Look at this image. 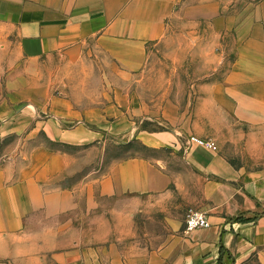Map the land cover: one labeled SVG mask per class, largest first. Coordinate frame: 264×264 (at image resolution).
Listing matches in <instances>:
<instances>
[{"label":"crops","instance_id":"0c3cea01","mask_svg":"<svg viewBox=\"0 0 264 264\" xmlns=\"http://www.w3.org/2000/svg\"><path fill=\"white\" fill-rule=\"evenodd\" d=\"M181 3L0 0V52L15 64L56 59L62 68L54 78L31 76L30 83L47 85L37 98L30 86V103L0 107V137L43 132L55 143L97 146L111 136L160 153L83 173L72 170L74 154L39 146L21 164L0 168V257L16 264H264V0L241 13L214 8L213 27L235 43L228 70L182 100L165 92L155 108L134 82L145 79L149 48L169 42ZM210 57L211 68L223 62L219 53ZM99 66L100 74L89 73ZM147 119L166 127L149 131L141 127ZM192 135L214 139L218 150L192 144ZM228 142L241 158L227 152ZM190 209L206 213L211 226L186 230Z\"/></svg>","mask_w":264,"mask_h":264},{"label":"rangeland","instance_id":"374dc122","mask_svg":"<svg viewBox=\"0 0 264 264\" xmlns=\"http://www.w3.org/2000/svg\"><path fill=\"white\" fill-rule=\"evenodd\" d=\"M182 1L181 6H185L183 14L175 24L174 19L170 24L169 42L149 48L148 66L143 74L145 79L138 82L136 77L134 82L135 87L137 83L139 84L140 94L155 108H159L167 96L165 92L171 99L175 97L182 100L185 92H196L198 85L222 79L233 59L235 43L232 33L223 32L220 35L221 30H218L220 26L213 27L212 16L216 12L214 8L219 6L220 12L216 13L220 14L241 13L259 0H190V3ZM1 47L2 44L0 49ZM223 51L224 54L221 55ZM5 53V51L0 52V107L8 105L11 108L14 106L21 108L27 104L28 99L30 103L28 98L31 97L30 86L32 84L35 86L36 97L38 90L40 91L43 85H47L43 79L30 83L31 76L51 75L54 78L62 72L60 62L56 59L51 64L45 62V64L29 65L24 61L15 64V61H11L10 56ZM211 53L213 55L219 53L223 56L222 64L216 69L210 67ZM99 68L100 66L95 67V70L89 73L100 74ZM76 73L82 72L76 71ZM12 76H21V79L8 83ZM22 78H28L29 82L23 81ZM96 85L97 83L94 82L91 89L96 90ZM51 86L52 92L57 93L59 83L52 82ZM141 127L149 131H159L166 125L147 119L141 123ZM192 136L215 142L212 138ZM127 140V138L105 136L97 146H72L52 142L43 132H39L34 138H27L26 135L0 137V168L9 164H21L28 159L31 151L39 146L54 152L74 154L76 159L72 164V170L83 173L91 170L101 173L110 163L130 156H142L150 160L160 156V153L144 147L136 140L129 142ZM225 145L224 148L231 156L241 158L236 152L237 149L229 146V142ZM262 156L264 158V153ZM0 264H16V262L10 258L0 257Z\"/></svg>","mask_w":264,"mask_h":264},{"label":"built area","instance_id":"2783aa9c","mask_svg":"<svg viewBox=\"0 0 264 264\" xmlns=\"http://www.w3.org/2000/svg\"><path fill=\"white\" fill-rule=\"evenodd\" d=\"M189 141L197 146L204 147L210 151H217V144L213 140H203L194 136L189 137ZM211 226L210 221L206 213L201 210L190 209L185 216L186 230L191 231L199 228H209Z\"/></svg>","mask_w":264,"mask_h":264},{"label":"trees","instance_id":"16d2710c","mask_svg":"<svg viewBox=\"0 0 264 264\" xmlns=\"http://www.w3.org/2000/svg\"><path fill=\"white\" fill-rule=\"evenodd\" d=\"M221 260V259H220Z\"/></svg>","mask_w":264,"mask_h":264}]
</instances>
